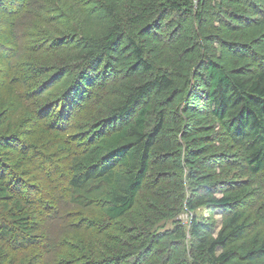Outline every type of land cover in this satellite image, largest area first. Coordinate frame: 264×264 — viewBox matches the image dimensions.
<instances>
[{"label":"trees","instance_id":"trees-1","mask_svg":"<svg viewBox=\"0 0 264 264\" xmlns=\"http://www.w3.org/2000/svg\"><path fill=\"white\" fill-rule=\"evenodd\" d=\"M25 1L0 0V264H37L15 254L36 244L44 207L33 199L52 183L99 208L123 246L92 264H264L249 180L212 171L239 158L264 178V0L215 1L209 14L201 1L127 0L144 11L134 20L124 0H80L97 31L83 17L32 46L73 47L60 66L15 55ZM199 208L221 221L190 215L185 230L178 216Z\"/></svg>","mask_w":264,"mask_h":264},{"label":"rangeland","instance_id":"rangeland-1","mask_svg":"<svg viewBox=\"0 0 264 264\" xmlns=\"http://www.w3.org/2000/svg\"><path fill=\"white\" fill-rule=\"evenodd\" d=\"M199 1L202 3L201 11L209 14L214 9L215 1L219 0H194L196 6ZM82 8L84 6L80 0H26L22 9L23 14H21L17 24L18 46L15 55L19 62L25 64L28 61L32 65L44 66L48 64L60 66L72 62L74 50L70 45L53 49L49 54L37 53L32 46L36 49V44H39L38 40L43 41L42 33L50 32L52 36L58 35V32L67 34L63 27L83 17L84 20L90 19L92 21V23L87 24L89 28L86 30L90 33L97 31L101 21L86 11L82 12ZM196 8L198 9L199 5ZM74 10L80 11V13L73 15ZM42 11H46L48 16L42 17ZM121 11L125 20H130V18L134 20L136 15L141 17L145 15L141 8L136 10L134 4H130L127 0H124L121 5ZM66 15L67 21L64 22ZM206 20L210 24L211 19L207 17ZM28 43H30L29 48L25 49V44ZM53 43H57L55 38ZM64 87V81H61L49 90L50 96L60 93ZM81 117L78 116L76 119ZM15 121H18V116ZM244 167L245 165L238 158L231 164L215 165L212 171L218 177L236 174L239 179L243 177L245 180H249L248 185H241V188L250 190L256 195V198L251 200V205L264 207V199L258 200V195L264 196V190H262L264 178L261 175L250 177ZM56 191L57 188L52 183L45 187L40 197L33 199L44 207V209H38L44 215L37 224V242L33 246L18 249V253L15 254L17 259L22 254H30L35 256L37 264H92L101 261L104 256L117 255L119 251L123 250L120 243L113 242V239L110 238L111 229L106 228L110 223L99 208L94 207V204L82 206L70 203L66 198L67 196L63 198V195H60V197ZM261 213L262 210L257 213V216L260 217ZM190 215L195 216L198 221L213 220L217 225L222 219L220 211L210 212L203 208L197 209L193 214L182 212L177 219L185 230H188ZM93 224H97L98 230L92 229ZM155 228L158 232L171 230L173 220L162 221Z\"/></svg>","mask_w":264,"mask_h":264}]
</instances>
